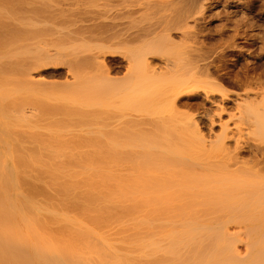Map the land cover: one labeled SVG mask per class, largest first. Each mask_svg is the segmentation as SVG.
Masks as SVG:
<instances>
[{
  "label": "bare ground",
  "instance_id": "obj_1",
  "mask_svg": "<svg viewBox=\"0 0 264 264\" xmlns=\"http://www.w3.org/2000/svg\"><path fill=\"white\" fill-rule=\"evenodd\" d=\"M0 264H264V0H0Z\"/></svg>",
  "mask_w": 264,
  "mask_h": 264
},
{
  "label": "rangeland",
  "instance_id": "obj_2",
  "mask_svg": "<svg viewBox=\"0 0 264 264\" xmlns=\"http://www.w3.org/2000/svg\"><path fill=\"white\" fill-rule=\"evenodd\" d=\"M110 58H111V57H110ZM110 58H108V60H109ZM118 59H120V58H116L115 60H118ZM112 60H113V59L111 58V61H112ZM109 61H110V60H109ZM60 71H61V72H60ZM120 71H121V70H120ZM59 72L62 73L63 70H62V69H59ZM122 72H123V69H122ZM55 81L61 83V82L64 81V79H61V78L59 77V78L56 79ZM59 90H61V88H59ZM51 91H54V90L51 88L50 92H51ZM174 122H175V121H174ZM173 127H174V126H173ZM178 129H179V128H178ZM176 131H177V130H176ZM180 131H182V130H178L176 133H178V132H180ZM181 133H182V132H181ZM184 133H185V132L183 131V134H184ZM183 134H182V135H183ZM178 135H179V134H178ZM178 135L176 134V137H175V136H174V137H175L176 139H178L177 137L180 136V135H179V136H178ZM188 135H189V134H188ZM172 137H173V136H172ZM174 137H173V140H174ZM180 137H182V136H180ZM184 137H185V136H183V138H184ZM186 137H187V138L189 137L188 140H190V141L192 142V140L190 139V136H186ZM186 137H185V139H186ZM183 138H182V139H183ZM176 139H175V143L177 144V142H178V143L180 144L181 139H178L180 142H179V141H176ZM183 142H184V140H182L181 145H178V146H180L179 148H181L180 152H182L183 155H184V153H185V155H187V156H189V155L191 154V155H193V157H194V156H195L194 154H195L196 152H195V153H192V152L195 151V150H194L195 148L193 149V147H190V146H193V145L188 146V145H189L188 143H191V142H187V141H185V142H187L186 144H188V145H186L185 142H184V144H183ZM175 143L173 142V144H171V145L173 146ZM182 144L185 145V146H184V147H181V146H183ZM192 144H194V143H192ZM197 144H198V143H197ZM197 144H196V146H198V147H200V148L202 147L201 145H199V144L197 145ZM194 146H195V144H194ZM167 147H169V146H167ZM174 147H175V145H174ZM185 147H186L187 149H186ZM198 147H197V149H198ZM179 148H178V149H179ZM184 148H185V149H184ZM189 148L191 149L192 152H190V149H189ZM169 149L171 150L170 147H169ZM172 149H173V147H172ZM183 149H184V150H187V151H184ZM188 149H189V150H188ZM170 150H169V151H170ZM182 150H183V151H182ZM199 151H200V150L198 149L197 152H199ZM180 152H179V153H180ZM189 152H190V153H189ZM200 152H201V154H203V153H202L203 151H200ZM200 152H199V153H200ZM176 153H177V155H178V152H176ZM182 153H181V154H182ZM186 153H187V154H186ZM181 154H180V155H181ZM196 154H197V153H196ZM183 155H182V156H183ZM191 155H190V156H191ZM197 156H198V155H197ZM193 157H191V159H192ZM240 236H241V234H240L238 237H240ZM242 236H243V237H242ZM242 236H241V237L244 238V239H243L244 242L241 241L242 238H240L241 240L239 239L240 241H239V240H238V241L241 242V243H244V248H243V246H240V245H237V247L239 246V247H238V250L240 249V253L242 252L241 254L243 255L244 252L248 249V248H247V246H248V245H247L248 240H247V241L245 240V238H246V239L248 238V235L242 233ZM248 239H250V238H248ZM245 242H246V243H245ZM241 243H240V244H241ZM242 245H243V244H242ZM240 247H241V248H240ZM245 248H247V249L244 251ZM241 250H242V251H241ZM249 252H250V249L248 250V252L245 253V255H248V254H249V256H250V253H249Z\"/></svg>",
  "mask_w": 264,
  "mask_h": 264
}]
</instances>
